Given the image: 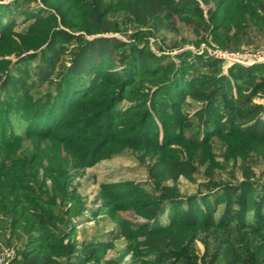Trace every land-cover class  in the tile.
Here are the masks:
<instances>
[{
	"label": "trees",
	"instance_id": "16d2710c",
	"mask_svg": "<svg viewBox=\"0 0 264 264\" xmlns=\"http://www.w3.org/2000/svg\"><path fill=\"white\" fill-rule=\"evenodd\" d=\"M27 2L42 7L22 11ZM263 7L264 0H0V221L8 245L24 239L10 264H103L119 240L140 264H173L202 233L264 224V186L254 178L199 196L183 197L178 186L193 180L195 159L208 178L222 169L214 139L227 162L264 159V105L254 102L264 99V65L227 73L193 51L158 55L147 30L171 16L192 29L196 49L258 48ZM118 14L131 18L130 35L112 18ZM69 49L55 89L36 98L30 68L38 62L44 83ZM189 100L199 105L198 127L185 113ZM26 146L31 154L23 157ZM127 150L157 158L150 189L106 183L88 203L77 173ZM129 212L144 224L125 219ZM102 217L118 226L115 239L81 243L80 226Z\"/></svg>",
	"mask_w": 264,
	"mask_h": 264
},
{
	"label": "rangeland",
	"instance_id": "374dc122",
	"mask_svg": "<svg viewBox=\"0 0 264 264\" xmlns=\"http://www.w3.org/2000/svg\"><path fill=\"white\" fill-rule=\"evenodd\" d=\"M41 7L38 2H27L23 5L22 11L36 12ZM262 12L264 14V7ZM112 18L118 22L121 30H128L127 35H130V32L133 31V25L128 15L118 14L112 16ZM24 28L25 26L23 25L19 30H23ZM147 30L152 34L150 38L152 50L158 55L164 53L173 57L184 51L195 50L196 42L199 41L190 27L185 26L175 17L171 16H166L162 21L149 24ZM114 36L122 40L128 38L127 36H123V34H115ZM205 37L206 34L203 33V38ZM155 41L159 49H157ZM71 50L69 49L62 56L55 74L44 83H41L38 77H36L38 62H35L30 68V76L32 77L30 83L33 84L32 93L36 98L49 94L55 89L60 77L65 72V68L72 61ZM22 67L20 68H25ZM219 68L227 73L230 70H225L223 63L219 64ZM201 72L203 73V70ZM254 102L264 105V99L261 96L255 99ZM187 104L185 113L191 119L190 125L198 127V120L194 117V114L199 109V105L190 100ZM213 147L216 159L222 165V169L217 170L212 178H208L205 174V167L200 165L199 160H193L192 162L198 169L193 174V180L182 177L178 182L180 193L183 197L199 196L210 192L214 193L225 184L238 185L248 178H254L257 182V187L263 188V158L252 155L248 161L227 162L224 160V144L220 140L214 139ZM30 154L29 146L24 147L21 155L26 157L30 156ZM155 159L157 158L154 156L146 157L144 152L127 150L121 155L113 157L111 160L103 161L93 168L77 173L75 185L82 196L87 199L88 203L94 202L99 197L100 186L106 183L136 182L145 186L146 189H150L152 182L149 179V170ZM1 163L2 157L0 156ZM237 212L238 210L235 208L232 213L235 220L238 219ZM123 217L134 225L144 224V221L130 212L123 214ZM230 224L231 226L235 225L234 223ZM118 231L119 228L115 223L108 217H102L95 222L84 223L80 226L79 241L85 244L96 240L112 241L115 239ZM9 233L7 223L0 221V253L8 248L13 249L15 253L21 252L24 248V239L18 237L8 245ZM115 246L116 248L107 254L103 264H140L134 261L131 255H126L128 243L125 240L116 241ZM184 253V259L181 260L180 258L179 263L175 261L173 264H183L186 259H193L195 260L193 262L196 264H264V224L260 225L256 230L240 228L202 233L187 245ZM237 255L240 257V261H237Z\"/></svg>",
	"mask_w": 264,
	"mask_h": 264
},
{
	"label": "built area",
	"instance_id": "2783aa9c",
	"mask_svg": "<svg viewBox=\"0 0 264 264\" xmlns=\"http://www.w3.org/2000/svg\"><path fill=\"white\" fill-rule=\"evenodd\" d=\"M195 54L205 55L207 58L221 61L225 70L235 66L249 68L264 65V42L258 48L243 47L240 51L222 50L216 45L202 44L199 49L192 50ZM16 257L13 249H5L0 253V264H10Z\"/></svg>",
	"mask_w": 264,
	"mask_h": 264
},
{
	"label": "water",
	"instance_id": "95a60500",
	"mask_svg": "<svg viewBox=\"0 0 264 264\" xmlns=\"http://www.w3.org/2000/svg\"><path fill=\"white\" fill-rule=\"evenodd\" d=\"M94 38H97V37H93V38H91V39H94Z\"/></svg>",
	"mask_w": 264,
	"mask_h": 264
}]
</instances>
